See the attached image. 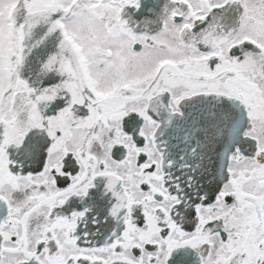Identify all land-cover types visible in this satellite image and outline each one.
Returning a JSON list of instances; mask_svg holds the SVG:
<instances>
[{
	"label": "snow or ice",
	"instance_id": "6c2138e0",
	"mask_svg": "<svg viewBox=\"0 0 264 264\" xmlns=\"http://www.w3.org/2000/svg\"><path fill=\"white\" fill-rule=\"evenodd\" d=\"M0 264H264V0H0Z\"/></svg>",
	"mask_w": 264,
	"mask_h": 264
}]
</instances>
